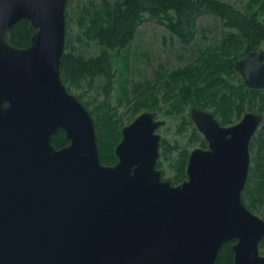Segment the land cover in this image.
<instances>
[{
  "label": "water",
  "instance_id": "95a60500",
  "mask_svg": "<svg viewBox=\"0 0 264 264\" xmlns=\"http://www.w3.org/2000/svg\"><path fill=\"white\" fill-rule=\"evenodd\" d=\"M67 0H0V264H264V220L243 201L250 144L264 115L222 126L197 107L189 116L206 141L174 184L158 167L153 111L121 129L117 161L103 164L94 119L61 78ZM31 24L27 48L11 44ZM234 70L264 89V50ZM62 131L68 144L56 148Z\"/></svg>",
  "mask_w": 264,
  "mask_h": 264
},
{
  "label": "trees",
  "instance_id": "16d2710c",
  "mask_svg": "<svg viewBox=\"0 0 264 264\" xmlns=\"http://www.w3.org/2000/svg\"><path fill=\"white\" fill-rule=\"evenodd\" d=\"M78 15L82 32L74 39L77 43L93 44L96 54L85 57L75 54L72 40L68 36L61 59V78L69 90L70 86H78L86 82L100 83L98 89L104 99L91 115L97 136L100 159L103 164L113 165L117 159L114 148L121 139L124 126L122 118L108 108V99L115 83H120V103L132 102L129 99V81L122 80L121 68L130 65V51L136 38L138 27L146 19H155L175 35L180 42L188 44L197 32V18L203 14L214 16L222 28V38L218 45L201 49L196 59L187 66L169 73H157L154 82L145 83V89L136 95L134 105L130 109L136 115L143 108L156 110L159 103L167 104L165 115L182 116L179 131L185 125L192 126L191 141H199L202 148L206 142L199 138L189 118L183 116L187 106L193 105L203 110L212 109V114L222 126H228L233 119L244 114L245 106L251 108L257 101H264L262 90L248 89L238 78L239 85H232L228 78L237 76L234 63L247 53L260 51L264 44V0H248L242 9L235 8L222 0H102L101 3L80 8ZM33 29L30 23L19 21L12 29L10 42L18 48H27L30 44ZM204 38L201 34L198 40ZM163 91L162 95L159 93ZM82 101V97L78 96ZM151 104H147L148 101ZM83 104H85L83 102ZM264 104V103H263ZM86 106V105H85ZM87 107V106H86ZM259 108V112L263 110ZM52 144L56 148L68 144L62 131L52 136ZM256 147L258 154L264 149V137L252 140L250 149ZM164 159L179 148L178 144L161 141ZM189 152L182 151L174 165V184L185 178V167ZM264 154V153H263ZM259 165H264V155L259 156ZM161 163L158 164V167ZM254 172L246 184L243 201L248 209L253 210L257 199L254 193L264 191L263 181L252 182ZM256 184V188L253 186ZM249 201V206L246 204ZM232 243L221 247L217 264H233ZM264 239L260 242V248Z\"/></svg>",
  "mask_w": 264,
  "mask_h": 264
},
{
  "label": "rangeland",
  "instance_id": "374dc122",
  "mask_svg": "<svg viewBox=\"0 0 264 264\" xmlns=\"http://www.w3.org/2000/svg\"><path fill=\"white\" fill-rule=\"evenodd\" d=\"M222 1H225L238 9L244 8L248 2V0ZM90 2H92L93 4H98L101 3L102 0H67L66 6L67 37L69 36L73 41L72 46L74 48L75 54H80L85 57L96 54L95 46L93 44H87L86 42L77 43L76 41H74V39L82 32V28L80 27L78 22V15L81 12L80 8L83 6H87L88 4H90ZM222 31L223 30L221 26L218 24V21L214 16L210 14L200 15L197 18V32L195 36L194 38H192V40H190L188 44L185 45L180 42L179 39L165 27V25L161 24L155 19H146L138 27V32L130 51V65L128 64L127 69H124V67L121 68V79H126L127 81H129L127 86L130 91L129 99H131L132 102L126 103V99L125 101H122L120 103V83H115L108 99L109 111L111 113L115 112L118 116H120L122 118V123L124 126L131 123L138 115L146 111H153L156 113L158 119L166 121V124L158 130V133L161 135V141L166 140L170 144L176 143L179 146L178 149L173 150L170 155H168L169 160L164 159L161 148V156L159 159V163H161V166L159 168L163 169L164 175L166 177H171L173 179L175 170L172 165H174L180 158V153L182 151H187L190 153L193 148L201 147L200 140H190L192 133V126L190 125H185L184 128H182V131H179L182 116L175 114L165 115L164 111L167 109V104H165L164 102H160L158 105L159 108H157L156 110H148L147 108H143L136 115L132 114L130 109L134 105V99L136 98V95L144 91L145 83L154 82L157 73H169L175 69H180L192 63L198 56L201 49L210 47L211 45L219 44L222 38ZM201 34L204 35V38L198 40V37H200ZM260 50H264V44L261 46ZM238 78L242 80L240 75L237 73V76L231 75L228 78V81L232 85H239L240 81L238 80ZM99 85L100 83L97 81L93 82L91 86H88L86 82H82L78 86H70L69 92L77 97L81 96L82 101H80L82 103L84 102V106H87L85 107L88 109L89 113L91 112L93 114L95 111V107L101 105L104 99V95L101 94V91L98 89ZM260 90H262V93L264 94V89ZM162 93L163 91L159 93V96H161ZM151 103L152 101L150 100L147 102V104ZM263 103L264 101H257V103H254L251 108L245 106L246 111H244L242 117L248 112L264 115V107L261 112L258 111L259 108L264 105ZM194 107L196 106L190 105L186 107L183 114L186 121L189 120V113ZM203 111L211 113L212 109L206 108L203 109ZM242 117H240L239 119H233L230 125L236 124ZM262 137H264V122L258 128L252 140ZM199 138L203 139L202 135L199 134ZM263 153L264 149L259 154L256 147L252 150L250 149L251 162L249 177L251 178L252 173L254 172L255 175L252 180V182L254 183H256L257 181V183L263 181L264 165H259L260 161L258 158L259 156H263ZM253 186L255 188L257 187L256 184H254ZM254 195L257 199V202L254 205L253 210L251 209V212L264 220V191H259V194L254 193ZM249 203V201H246V204L248 206ZM259 252L264 256V245H262L261 248L259 246Z\"/></svg>",
  "mask_w": 264,
  "mask_h": 264
}]
</instances>
